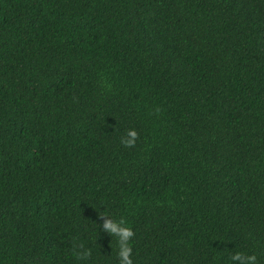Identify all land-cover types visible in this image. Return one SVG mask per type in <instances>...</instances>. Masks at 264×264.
<instances>
[{
  "label": "trees",
  "instance_id": "16d2710c",
  "mask_svg": "<svg viewBox=\"0 0 264 264\" xmlns=\"http://www.w3.org/2000/svg\"><path fill=\"white\" fill-rule=\"evenodd\" d=\"M121 220L264 264V0H0V264H120Z\"/></svg>",
  "mask_w": 264,
  "mask_h": 264
},
{
  "label": "clouds",
  "instance_id": "9594fccd",
  "mask_svg": "<svg viewBox=\"0 0 264 264\" xmlns=\"http://www.w3.org/2000/svg\"><path fill=\"white\" fill-rule=\"evenodd\" d=\"M130 139L123 140L122 143L131 145L135 141L136 132L135 130H129L127 133ZM125 222L121 220L118 223L105 221L104 227L110 233L116 234L119 233V241H120V249H119V257L120 264H132L130 253L131 248L128 245V239L133 235V232L130 227L124 226ZM88 252L83 253V256H87ZM232 261H238L239 264H255L256 257L255 255H244L241 252L237 251L231 256Z\"/></svg>",
  "mask_w": 264,
  "mask_h": 264
}]
</instances>
